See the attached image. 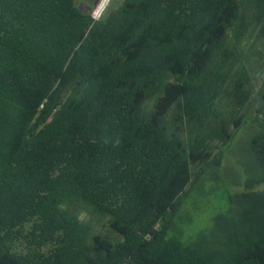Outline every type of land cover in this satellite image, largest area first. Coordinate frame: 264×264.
Masks as SVG:
<instances>
[{
	"label": "trees",
	"instance_id": "16d2710c",
	"mask_svg": "<svg viewBox=\"0 0 264 264\" xmlns=\"http://www.w3.org/2000/svg\"><path fill=\"white\" fill-rule=\"evenodd\" d=\"M102 1L0 0V264H264V0Z\"/></svg>",
	"mask_w": 264,
	"mask_h": 264
},
{
	"label": "rangeland",
	"instance_id": "374dc122",
	"mask_svg": "<svg viewBox=\"0 0 264 264\" xmlns=\"http://www.w3.org/2000/svg\"><path fill=\"white\" fill-rule=\"evenodd\" d=\"M82 2L86 9L91 8L90 3ZM107 3L105 0L100 2L93 14H101ZM251 133L252 130H249L247 125L237 133L218 171L219 180L206 181L203 188L194 192L184 203L176 220L177 234L183 239H190L196 232L210 226L213 217L227 209V202L224 201L226 194L241 190L236 181H244L246 177L244 169L250 160L247 145ZM94 228L102 230L98 222L94 223Z\"/></svg>",
	"mask_w": 264,
	"mask_h": 264
},
{
	"label": "clouds",
	"instance_id": "9594fccd",
	"mask_svg": "<svg viewBox=\"0 0 264 264\" xmlns=\"http://www.w3.org/2000/svg\"><path fill=\"white\" fill-rule=\"evenodd\" d=\"M107 2H108V0H107ZM94 18L98 20L99 19V14H97Z\"/></svg>",
	"mask_w": 264,
	"mask_h": 264
},
{
	"label": "snow or ice",
	"instance_id": "6c2138e0",
	"mask_svg": "<svg viewBox=\"0 0 264 264\" xmlns=\"http://www.w3.org/2000/svg\"><path fill=\"white\" fill-rule=\"evenodd\" d=\"M105 2H107V0H105Z\"/></svg>",
	"mask_w": 264,
	"mask_h": 264
}]
</instances>
